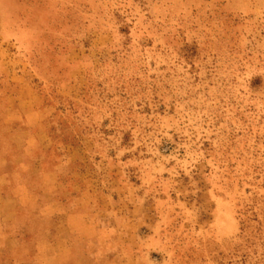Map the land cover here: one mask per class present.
<instances>
[{"label":"rangeland","instance_id":"374dc122","mask_svg":"<svg viewBox=\"0 0 264 264\" xmlns=\"http://www.w3.org/2000/svg\"><path fill=\"white\" fill-rule=\"evenodd\" d=\"M0 166L31 264H264V0H0Z\"/></svg>","mask_w":264,"mask_h":264},{"label":"crops","instance_id":"0c3cea01","mask_svg":"<svg viewBox=\"0 0 264 264\" xmlns=\"http://www.w3.org/2000/svg\"><path fill=\"white\" fill-rule=\"evenodd\" d=\"M16 184L14 178L12 180L6 178V175L1 172L0 166V264H31L36 257L41 256L40 250L34 249L28 238L20 233L24 226L17 217L18 208L22 203L19 193L24 194L25 190L17 192L14 190ZM50 186L51 183L47 184L42 191L49 189ZM55 196L54 194L49 195L48 212L50 214L56 212V208H53L57 205ZM49 225H51V222H49ZM43 238L46 239V237ZM41 242L56 246V243L51 242L49 238L41 240Z\"/></svg>","mask_w":264,"mask_h":264}]
</instances>
